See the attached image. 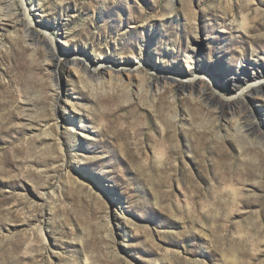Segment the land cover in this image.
Here are the masks:
<instances>
[{
    "label": "rangeland",
    "instance_id": "374dc122",
    "mask_svg": "<svg viewBox=\"0 0 264 264\" xmlns=\"http://www.w3.org/2000/svg\"><path fill=\"white\" fill-rule=\"evenodd\" d=\"M25 6L0 0V264H264V0Z\"/></svg>",
    "mask_w": 264,
    "mask_h": 264
},
{
    "label": "bare ground",
    "instance_id": "6f19581e",
    "mask_svg": "<svg viewBox=\"0 0 264 264\" xmlns=\"http://www.w3.org/2000/svg\"><path fill=\"white\" fill-rule=\"evenodd\" d=\"M27 0H20L21 5L24 8V16L27 18V23L33 24V22L30 19V14H29V9L25 6V2ZM41 26H39L38 28H40ZM43 32H45L46 34H48V32L46 30H43ZM50 42L53 44L52 39H49ZM65 46H67V42L63 41ZM54 50V49H53ZM139 55H142V50H140ZM57 59H61L64 57H67L70 60V65L72 70L80 77V76H85V78H87V80H89L91 82V85H102L105 81H107L110 84H114V83H118L120 86H122L124 89L128 90L130 87V81L132 78H139V80H143L146 79V73L143 72V69L140 68V64L135 65V66H130L127 64H122V65H118V66H114V65H110L108 66L105 63H97L96 65L92 66V70L89 71L88 65H89V59L88 58H84V56H80V54L76 51H70L68 49H66L63 52H57L56 53ZM188 64V63H187ZM260 68H257V71H253V77H261V73H259L258 71L260 69H263L262 66H259ZM99 69H103L104 74H99L98 72H95ZM89 71V73L87 75H85V73ZM145 71V70H144ZM246 70H240L238 71V75H242L243 77H247L246 75ZM164 73V72H161ZM186 77L183 76H179L176 77L174 79V82L176 83L177 86L181 87L182 89L188 88L189 95H193V93H195L197 91V87L195 85L196 83V75L194 76V66L193 65H189V67H187L186 69ZM89 75V77H88ZM193 75V76H192ZM256 75V76H254ZM150 78V77H148ZM159 77H156V79L158 80ZM201 83L205 82V77H201ZM159 81V80H158ZM209 82L206 83L210 86H212L213 88H215V83L211 80H208ZM264 78H261V80L259 79L256 82H253L252 85H257L260 82L264 83ZM234 83L236 84L237 82L234 81ZM175 86V85H174ZM155 87V86H154ZM249 87V86H247ZM157 90H159V88L156 86ZM199 89H203V87H199ZM261 88L257 87L255 89L256 92H252V94L257 95L260 92ZM245 90V88L241 89L239 92V95L243 93V91ZM221 95V93H220ZM194 96V95H193ZM222 96V95H221ZM59 107L62 109V111H64L65 109H68V107L66 106V104L64 103V101L60 100L59 102ZM223 103V102H222ZM64 113V112H62ZM176 117V116H175ZM228 120L230 122H233L236 127H235V133L236 134H240L242 133L241 130V125L240 123L237 122V120L235 119L234 116H228Z\"/></svg>",
    "mask_w": 264,
    "mask_h": 264
}]
</instances>
